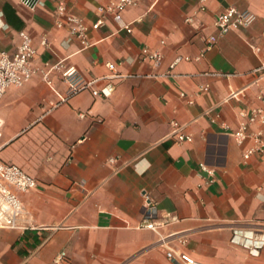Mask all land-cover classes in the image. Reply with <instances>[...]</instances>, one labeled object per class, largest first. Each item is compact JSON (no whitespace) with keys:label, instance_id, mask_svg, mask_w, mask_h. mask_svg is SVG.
<instances>
[{"label":"crops","instance_id":"crops-1","mask_svg":"<svg viewBox=\"0 0 264 264\" xmlns=\"http://www.w3.org/2000/svg\"><path fill=\"white\" fill-rule=\"evenodd\" d=\"M119 1L40 0L33 11L0 0V59L17 56L26 32L40 70L0 101V160L38 183L20 193V228L0 229V264H173L169 248L206 264H264V157L246 160L254 142L236 136L244 113L264 109L256 72L264 0H136L101 10ZM61 3L84 20L90 48L57 26ZM230 8L250 12L253 24L221 31ZM60 63L102 79L94 89L115 64L112 96L87 90L65 100L64 72L53 70ZM173 123L193 141L180 142ZM263 130L256 123L248 134ZM146 196L164 223L157 231L142 226Z\"/></svg>","mask_w":264,"mask_h":264},{"label":"built area","instance_id":"built-area-1","mask_svg":"<svg viewBox=\"0 0 264 264\" xmlns=\"http://www.w3.org/2000/svg\"><path fill=\"white\" fill-rule=\"evenodd\" d=\"M22 5L26 8L35 11L40 0H20ZM205 1V0H204ZM136 0H120L118 3H113L107 8H102L103 12L117 13L122 9L133 6ZM57 26L59 28H69L72 35L78 37L85 49L92 46L88 38V27L84 20L71 14L66 5L61 3L56 11ZM254 16L250 12H240L236 8H230L225 13L220 15L217 20V26L223 32L230 30H237L249 27L253 24ZM101 23L94 25L95 29L100 27ZM128 31L132 33V29L127 27ZM21 45L17 56L10 59L6 53L1 55L0 59V101L5 96L7 91L12 88H21L29 83L36 75L39 74L34 64V59L37 54V49L34 46L33 39L26 32L21 33ZM43 45L48 46L46 38L42 41ZM151 60H156L158 64L161 59L158 54L149 55ZM190 60V58H187ZM180 61V59L178 60ZM109 69L113 72L112 75L106 77L109 82L100 89H94V85L99 83L102 79L88 80L76 68H66L63 63L53 67V70L63 71L64 79L69 85V91L65 98L68 100L81 92L92 90L95 97L103 96L110 98L115 90V85L112 80L119 77L117 66L113 63L108 65ZM257 73L264 79V63L257 69ZM42 74L49 79V73L42 71ZM185 97V94H182ZM234 97L237 94L233 95ZM260 101L264 104V94L259 97ZM194 101L191 100L190 104ZM247 121L242 123L239 132L236 134L240 144H243L248 139H252L253 145L246 151L245 159L250 160L254 156L264 157V130L259 133L248 134V129L251 125L256 123L264 124V109L255 108L243 114ZM176 128L174 135H179L180 142H191L193 138L189 135L181 133V129L173 123ZM203 170L209 171L207 166H203ZM38 183L36 179L28 175L24 170L16 165H11L0 160V229H19V220L24 213L23 202L20 198V193H28L29 191L37 188ZM158 209L157 204L152 201L149 196H146V217L143 222V227L146 229L157 231L163 226L164 223L156 224L154 222L157 217ZM236 241V238H235ZM165 243V240H163ZM186 241H183L185 244ZM168 258L173 264H206L196 260L191 255L169 248Z\"/></svg>","mask_w":264,"mask_h":264}]
</instances>
